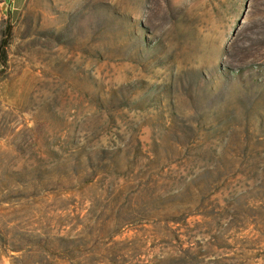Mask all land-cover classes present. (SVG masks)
<instances>
[{"label":"rangeland","instance_id":"374dc122","mask_svg":"<svg viewBox=\"0 0 264 264\" xmlns=\"http://www.w3.org/2000/svg\"><path fill=\"white\" fill-rule=\"evenodd\" d=\"M0 264H264V0L0 9Z\"/></svg>","mask_w":264,"mask_h":264},{"label":"crops","instance_id":"0c3cea01","mask_svg":"<svg viewBox=\"0 0 264 264\" xmlns=\"http://www.w3.org/2000/svg\"><path fill=\"white\" fill-rule=\"evenodd\" d=\"M29 0H0V9L18 11L26 6Z\"/></svg>","mask_w":264,"mask_h":264},{"label":"trees","instance_id":"16d2710c","mask_svg":"<svg viewBox=\"0 0 264 264\" xmlns=\"http://www.w3.org/2000/svg\"><path fill=\"white\" fill-rule=\"evenodd\" d=\"M6 37L2 40L1 45H0V62L5 67L7 65V49L9 46V39L8 37L10 36V30L6 32Z\"/></svg>","mask_w":264,"mask_h":264}]
</instances>
